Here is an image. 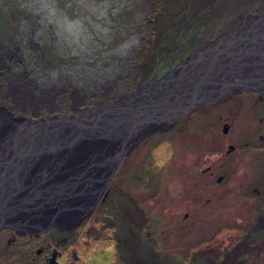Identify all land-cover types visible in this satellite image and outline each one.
Instances as JSON below:
<instances>
[{"label": "rangeland", "instance_id": "1", "mask_svg": "<svg viewBox=\"0 0 264 264\" xmlns=\"http://www.w3.org/2000/svg\"><path fill=\"white\" fill-rule=\"evenodd\" d=\"M245 3L0 0V43L14 51L0 59V151L20 144L31 128L27 140L33 129L15 117L41 121L111 102L208 45L218 30L203 22L207 12L219 8L231 25ZM72 24L81 28L76 40L66 31ZM145 75L151 76L142 80ZM66 133L57 126L43 137L34 134L25 151L56 145ZM105 146L94 142L87 147L94 155L77 153L58 183L43 178L25 187L30 181L24 179L28 194L24 206L13 204L17 215L35 208L54 216L74 203L54 198L86 188L88 173L81 170L109 158L101 154ZM117 165L105 194L90 212H79L77 223L50 222L35 231L0 227V264H39L52 248L60 251L58 264H264V226L252 225L264 200L261 94L242 90L191 106L168 129L143 137Z\"/></svg>", "mask_w": 264, "mask_h": 264}, {"label": "water", "instance_id": "2", "mask_svg": "<svg viewBox=\"0 0 264 264\" xmlns=\"http://www.w3.org/2000/svg\"><path fill=\"white\" fill-rule=\"evenodd\" d=\"M249 15L255 18L248 22L240 21L239 25L222 39L211 41L206 48L198 47L166 71L136 84L129 91L118 94L111 102L98 101L93 105L84 106L77 114L52 115L41 121L21 117L38 131L44 125L57 122L68 134L74 133L88 140L99 139L103 142L102 145L106 144L105 147H108L103 153L109 152L111 155L109 158L101 156L89 163L96 166L94 171H90L93 167L89 165L81 170L80 174L88 173L86 175L88 177L85 176L86 188H89L87 190L91 191L92 196L90 194V203L81 210H78L81 203L77 202L73 212L76 214L83 210L90 212L98 202V197L105 194L107 184L121 158L137 146L143 137L168 129L191 106L209 104L224 95L242 90H254L264 97V0L258 10L242 14L247 17ZM30 129L25 131L24 135ZM24 135V141L20 144H14L10 150L0 151V218L6 216L4 212L8 211L12 204L7 194L17 188L18 180L28 171L27 166L35 158L29 151L28 161L24 163L26 156L24 144L27 141ZM91 177H94L93 181H88ZM77 179L76 177L69 184L74 185ZM96 187L97 190L94 192ZM56 188L54 187V190ZM66 191L65 196L62 193L54 200L76 198L82 190L74 188L70 194H66ZM12 201L18 202L17 194ZM76 219L71 223L73 224ZM50 222L60 221L49 220L39 225L25 222V226H20L15 221L11 223L6 221L4 217L0 220V227L10 225L18 229L24 228L26 231H35L38 228H45ZM72 253L76 256L74 252ZM54 257L52 253L47 263L40 264H58Z\"/></svg>", "mask_w": 264, "mask_h": 264}, {"label": "bare ground", "instance_id": "3", "mask_svg": "<svg viewBox=\"0 0 264 264\" xmlns=\"http://www.w3.org/2000/svg\"><path fill=\"white\" fill-rule=\"evenodd\" d=\"M254 18H252V19H254ZM249 20H251V19H248L247 16H244V19L241 21L242 22H248ZM218 38L221 39V38H223V36H219ZM200 48H206V47L200 46ZM15 118L22 120L21 123L26 124V126L29 127L30 124H28L26 120L21 119L20 116L15 117ZM2 123H6V122L2 121ZM57 126H60L57 122H56V124L51 123V124L44 125L41 127L43 132L41 129L38 131L36 127L32 126L33 129L31 130L30 134L27 135V137H29L27 139V141L30 138L32 141L33 140L35 141V139H36L35 137L37 135L40 137H43L42 135H48V133L52 130V128H55ZM34 134H36L35 137H33ZM32 141H30V142H32ZM94 142H96L98 144H103V142L99 139L88 140L85 138L84 139L80 138L79 136L75 135L74 133L73 134L66 133L65 136L62 138V140L59 143H57L56 145H53L49 148H43L42 144H41V147L37 148L38 150L36 152L34 150H32V148H30V150L26 151V156L28 155L29 151L32 152V157L35 156V158H33L34 160L32 163L37 161V159L41 158V156L47 157V160H45L43 162V165L40 168H39V166L42 163H36L34 166H31L30 169H32V170L29 169V166L32 163H30V165L27 166L26 170H28V171L26 173H24L21 176V178L18 180L19 182L17 183V188L13 189L9 194H7V196H10V202L12 204H10V207H8L9 208L8 211L4 212L6 214V216L3 215V217L0 218V220L4 219V217H5V220L9 221L10 223L15 221L16 223L20 224V226H25L24 225V224H26L25 222H30V223L39 225V224H43V223L45 224V222H47L49 220H54V221L58 220L60 222H66V221H73L74 219H76V217L78 216L77 215L78 213L76 214L73 211H74V209H76L77 202L81 203V205L78 207V210H81L84 207H86L87 204H89L91 201L90 194L92 196V193H91V191H89V192L87 191L86 193H84L85 188H83V191H81L79 194H77L76 198L73 197L74 199H76V201H74V203L64 204V207L61 208L58 212H56L54 216L49 215V214L44 215L45 213L39 214V212L36 211L35 208L29 209L28 211L23 210L25 213L22 216H19L17 214L20 210L14 209L13 204H15L16 201H12V200H13L15 194H17L18 195V201L23 203L22 206H24L25 205L24 199H25V197H27V194H28V192L24 191V189H26L25 187H28L29 184L32 185V184L41 183L42 180H44L43 178H48V179L52 178L53 182H51L49 184H53L54 182H57L59 180L58 176H61L63 174V170H65L66 168H69V167L72 168V166H74V164H75V161H74L75 158L74 157L77 153H83L85 151V153H84L85 155H89V156L94 155V154H92L93 153L92 151L94 149L93 148H91V149L87 148L88 146L92 145ZM30 146H32V145H30ZM96 150L100 151L99 148H97ZM106 150H108V147H106ZM26 161H28V159ZM26 161L24 163H26ZM86 164H88V162ZM89 166L93 167V168H90V170L94 171V167H96V166H91V165H89ZM71 168H69V169H71ZM104 169H106V168H104ZM29 174L30 175L32 174V175L29 176ZM78 177L82 178L80 175ZM24 179H29L28 181H30V183H28L27 186H25L27 181ZM82 179H84V178H82ZM99 179L100 178H97V180H99ZM91 180L93 181V178H91ZM84 184H85V181L83 182V187H84ZM98 184H97V186H98ZM96 190H97V187L94 190V192ZM17 204H19V202H17ZM26 219H30V220H26Z\"/></svg>", "mask_w": 264, "mask_h": 264}, {"label": "flooded vegetation", "instance_id": "4", "mask_svg": "<svg viewBox=\"0 0 264 264\" xmlns=\"http://www.w3.org/2000/svg\"><path fill=\"white\" fill-rule=\"evenodd\" d=\"M262 1L263 0H246V3H249V5L245 8V10H243V12L239 16H237L238 18H235L234 20L238 19V21L240 22L241 20L244 19V16H242V14L248 13L249 11L258 10L260 8V6H261ZM252 18H254V17L251 16V15L248 16V19H252ZM234 20H232V21H234ZM210 31H212V30H210ZM201 46L205 47V44L202 43ZM10 52L14 53V51L10 50L9 48H5L0 43V59H3L2 57H4V56L5 57L9 56ZM2 108H0V109H2ZM9 114L12 116L10 111H9ZM101 154L104 156V154H106V153H101ZM262 201L263 202H261V205H260L261 207H259L258 211L254 214V217H252V223H253L252 225L253 226H258V227L259 226H264V200H262ZM52 253L55 256L54 260H56V262L58 263L57 259H58V256L61 255V254H60V251L58 249L56 250L55 248H52L49 251V253L43 257V260L41 262H46L47 263L49 261V258L52 256Z\"/></svg>", "mask_w": 264, "mask_h": 264}, {"label": "trees", "instance_id": "5", "mask_svg": "<svg viewBox=\"0 0 264 264\" xmlns=\"http://www.w3.org/2000/svg\"><path fill=\"white\" fill-rule=\"evenodd\" d=\"M246 7H242V9H239L240 11L243 12V10H245ZM222 16L221 11L219 10V8L214 9V10H210L209 12L206 13L204 20L203 21L205 23L208 22L209 26L207 28L210 27H214V29H217L218 33H215V35L210 38L211 41L215 40L218 41L219 40V36H226L227 34H229L231 31H233L238 25H239V21L238 20H234V22L230 25L229 22H226L225 20H223L222 18H220L219 16ZM208 20V21H207ZM215 23V26H213ZM215 31V30H214ZM205 35V34H204ZM203 35V36H204ZM202 36V37H203ZM202 37L200 38V40L197 41V43L195 44L196 47L197 45H199V41H201ZM222 39V38H221ZM210 41V42H211ZM210 44V43H208ZM172 64V63H171ZM170 65V64H169ZM168 65V66H169ZM151 75H145V77L142 78V80H144L146 77H150ZM140 80L135 81V83H133L129 88L133 87L136 83H138Z\"/></svg>", "mask_w": 264, "mask_h": 264}, {"label": "clouds", "instance_id": "6", "mask_svg": "<svg viewBox=\"0 0 264 264\" xmlns=\"http://www.w3.org/2000/svg\"><path fill=\"white\" fill-rule=\"evenodd\" d=\"M50 15H54V12H52L50 10ZM66 31L69 33V37L72 39V40H76L78 39L79 37V33L81 31V28L78 26V24H72V25H68L66 27Z\"/></svg>", "mask_w": 264, "mask_h": 264}]
</instances>
